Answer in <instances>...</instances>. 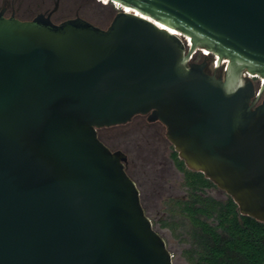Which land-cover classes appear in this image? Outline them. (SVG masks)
Wrapping results in <instances>:
<instances>
[{
	"label": "water",
	"instance_id": "obj_1",
	"mask_svg": "<svg viewBox=\"0 0 264 264\" xmlns=\"http://www.w3.org/2000/svg\"><path fill=\"white\" fill-rule=\"evenodd\" d=\"M113 2L106 28L0 8V264H173L126 155L97 136L135 114L264 222V0Z\"/></svg>",
	"mask_w": 264,
	"mask_h": 264
},
{
	"label": "rangeland",
	"instance_id": "obj_2",
	"mask_svg": "<svg viewBox=\"0 0 264 264\" xmlns=\"http://www.w3.org/2000/svg\"><path fill=\"white\" fill-rule=\"evenodd\" d=\"M2 1V0H0ZM14 10V16L20 20H29L36 14L50 11L55 7L51 19L59 23L65 19L79 16L92 24L106 28L114 17L117 7L100 0H5ZM105 1V0H104ZM9 10L7 16L9 15ZM203 50V49H202ZM196 52L193 60L201 62L203 51ZM210 53L209 51H207ZM207 57L206 71L222 74L225 64L214 62ZM255 89L261 88V79L252 80ZM264 92L261 94L262 98ZM154 128L140 127L136 118L123 124L97 128V134L111 149H119L127 156V171L135 181L140 201L154 229L164 238L174 264H189L183 255L186 243L180 234V228L174 227L173 200L184 194L182 172L171 158L172 146L163 133H154ZM214 195L219 192L214 191Z\"/></svg>",
	"mask_w": 264,
	"mask_h": 264
},
{
	"label": "trees",
	"instance_id": "obj_3",
	"mask_svg": "<svg viewBox=\"0 0 264 264\" xmlns=\"http://www.w3.org/2000/svg\"><path fill=\"white\" fill-rule=\"evenodd\" d=\"M171 158L182 172L184 188L183 196L173 200L171 214L186 243L182 252L189 264H264V222L241 214L228 194L203 173L188 169L176 151Z\"/></svg>",
	"mask_w": 264,
	"mask_h": 264
},
{
	"label": "flooded vegetation",
	"instance_id": "obj_4",
	"mask_svg": "<svg viewBox=\"0 0 264 264\" xmlns=\"http://www.w3.org/2000/svg\"><path fill=\"white\" fill-rule=\"evenodd\" d=\"M0 8L1 9H3V12H4V15L5 16H7V12H8V10L10 11L9 12V15L8 16H10V15H14V10H13V8H10L9 6H8V4L6 3V1L5 0H2V1H0ZM45 12H47V11H45ZM52 15V14H51ZM203 49V48H202ZM202 49H200V50H202ZM205 50H207V49H205ZM203 51V50H202ZM207 51H209V50H207ZM201 52V51H200ZM203 53H207V52H204L203 51ZM209 57H211V56H209ZM204 61H206V60H204ZM206 65H207V61H206ZM259 78V77H258ZM252 80H258L257 78H253ZM264 92V89H263V91H262V93ZM149 113L150 112H148V113H145V114H135V115H133L131 118H130V120L129 121H131L132 119H135L136 118V120H137V123H139V126L140 127H144V128H147V127H149V126H151V127H153L154 128V133L155 134H160V133H163L162 132V130L163 129H165V136H166V127H165V125L161 122V121H159V120H149L148 119V116H149ZM128 121V122H129ZM166 138H167V136H166ZM167 140H168V138H167ZM170 142V141H169ZM171 144V143H170ZM171 146H172V144H171ZM173 147V146H172ZM113 150H119V149H112V151ZM172 151H175L174 150V148H172ZM124 153V152H123ZM125 154V153H124ZM126 155V154H125ZM124 169H127V156H126V161L124 162ZM135 182V181H134Z\"/></svg>",
	"mask_w": 264,
	"mask_h": 264
},
{
	"label": "bare ground",
	"instance_id": "obj_5",
	"mask_svg": "<svg viewBox=\"0 0 264 264\" xmlns=\"http://www.w3.org/2000/svg\"><path fill=\"white\" fill-rule=\"evenodd\" d=\"M102 3H109V0H100ZM112 4H114V5H116L117 7H121V5H119L118 3H116V2H113ZM171 30V32L173 33V34H175V35H177V36H179V37H182L181 36V33L180 32H178V31H176V30H173V29H170ZM185 43H187V45H189V37H186L185 39ZM206 48H203V50H205ZM198 51H200V48H197V50L195 51V52H198ZM205 52H207V50H205ZM203 54H207V55H210V53H203ZM223 61V63L222 64H225L226 63V61L227 60H222ZM222 61H219V60H216V63H221ZM227 68V67H226ZM245 76H249V77H255V76H257V75H250V74H245ZM260 79H261V82H263V78H261V77H259ZM242 82V78L241 77H239V78H237L235 81H232V84L234 83H241ZM260 82V83H261Z\"/></svg>",
	"mask_w": 264,
	"mask_h": 264
},
{
	"label": "built area",
	"instance_id": "obj_6",
	"mask_svg": "<svg viewBox=\"0 0 264 264\" xmlns=\"http://www.w3.org/2000/svg\"><path fill=\"white\" fill-rule=\"evenodd\" d=\"M196 52L194 51L189 57H188V60H193V56H194V54H195ZM207 55V54H206ZM214 62H215V60H214ZM225 69V68H224Z\"/></svg>",
	"mask_w": 264,
	"mask_h": 264
}]
</instances>
